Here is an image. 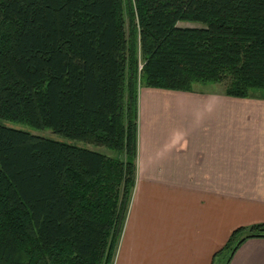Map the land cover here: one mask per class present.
<instances>
[{"label": "trees", "instance_id": "16d2710c", "mask_svg": "<svg viewBox=\"0 0 264 264\" xmlns=\"http://www.w3.org/2000/svg\"><path fill=\"white\" fill-rule=\"evenodd\" d=\"M198 85L264 100V0H0V120L60 138L0 125V264H112L139 90Z\"/></svg>", "mask_w": 264, "mask_h": 264}, {"label": "crops", "instance_id": "0c3cea01", "mask_svg": "<svg viewBox=\"0 0 264 264\" xmlns=\"http://www.w3.org/2000/svg\"><path fill=\"white\" fill-rule=\"evenodd\" d=\"M140 89L135 183L112 264H264V100Z\"/></svg>", "mask_w": 264, "mask_h": 264}, {"label": "rangeland", "instance_id": "374dc122", "mask_svg": "<svg viewBox=\"0 0 264 264\" xmlns=\"http://www.w3.org/2000/svg\"><path fill=\"white\" fill-rule=\"evenodd\" d=\"M180 27H195V25H191V24H179ZM210 88L212 86H209ZM195 88H199L200 90H205L207 88H204L202 87V85H198L195 86ZM213 88H216V89H219L220 87H213ZM0 125H3V126H6V127H9V128H13V129H17V130H21V131H26V132H29L33 135H38V136H42V137H48V138H52V139H55V140H60L59 137H57L56 135H53L51 133V131L49 130H45V131H37V130H34L32 128H30L29 126L25 125V124H19V123H13V122H9V121H3V120H0ZM100 151L108 154V155H112V153H110L109 151H107L106 149L104 148H100Z\"/></svg>", "mask_w": 264, "mask_h": 264}]
</instances>
